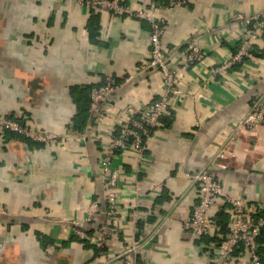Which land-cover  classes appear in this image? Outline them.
Instances as JSON below:
<instances>
[{"label":"crops","instance_id":"obj_1","mask_svg":"<svg viewBox=\"0 0 264 264\" xmlns=\"http://www.w3.org/2000/svg\"><path fill=\"white\" fill-rule=\"evenodd\" d=\"M121 1L166 22L164 47L180 93L142 158L129 147L115 159L124 171L125 213L86 222L91 202L104 206L101 155L128 118L124 108L163 91L162 71L146 67L153 23L84 0H0V114L58 134L44 143L0 131V264H210L232 214L220 196L210 212L215 235L186 227L200 198L193 174L202 168L264 214V124L242 123L264 95V52L255 46L245 62L214 71L239 48L237 13L264 14V0ZM193 44L202 53L186 68ZM129 74L105 115L92 117L91 89ZM224 147L230 153L220 156ZM75 221L89 239L74 233ZM104 224L114 232L99 247ZM260 243L264 262V230ZM227 264H250L248 252L237 248Z\"/></svg>","mask_w":264,"mask_h":264},{"label":"built area","instance_id":"obj_2","mask_svg":"<svg viewBox=\"0 0 264 264\" xmlns=\"http://www.w3.org/2000/svg\"><path fill=\"white\" fill-rule=\"evenodd\" d=\"M189 0H168L169 7L186 6ZM84 3L96 10H110L113 14L126 13L137 18L149 19L153 23L151 32V52L146 67H155L162 71L164 76L163 91L150 103L139 108L126 106L124 110L128 118L117 126L118 132L107 143L101 155V179L103 183V202L94 200L88 206L85 216L86 222H92L104 212L111 217H118L125 213L123 208L126 197L124 171L122 165L116 162V157L129 147L134 148L138 158H142L147 149L149 139L154 131L160 127L165 116L172 110L173 100L179 96L177 76L168 64L164 47V36L167 24L161 18H155L145 9L134 10L121 0H84ZM236 17L243 23V30L239 35L238 50L225 62L215 67V73L226 72L233 65L243 63L253 54L255 46L264 52V14L246 15L241 12ZM261 46H260V45ZM202 51L199 45L193 44L189 48L184 66L189 68L199 59ZM134 74L122 79L109 75L103 84L91 89L90 112L96 120L105 115V107L109 99L125 84L130 83ZM242 123L252 128L264 124V95L254 104L251 111L242 119ZM116 128V129H117ZM0 131H14L34 141L50 143L57 139L58 134L24 124L16 119L0 114ZM230 148H222L220 156H227ZM199 183L200 198L190 213L185 225L188 229L200 236L215 235L216 226L210 218V212L220 196L230 204L232 226L229 235L219 245L216 255L210 264H227L237 248L243 247L249 255L250 264H264L260 251V236L264 229V215L254 214L243 196H229L224 186L209 168H202L193 174ZM73 231L81 239L91 236L87 230L77 225L75 221ZM100 237L95 238L96 245L101 247L113 234L114 229L107 224L100 225Z\"/></svg>","mask_w":264,"mask_h":264},{"label":"trees","instance_id":"obj_3","mask_svg":"<svg viewBox=\"0 0 264 264\" xmlns=\"http://www.w3.org/2000/svg\"><path fill=\"white\" fill-rule=\"evenodd\" d=\"M167 3V5H168V0H166V2H165V4ZM263 52V51H262ZM253 53H256V51L254 50L253 51ZM258 100V99H257ZM257 100H255L254 102H256ZM85 112V109H83V111H82V113H84ZM12 118V117H11ZM165 118V117H164ZM13 119H16V118H13ZM17 120V119H16ZM19 121V120H18ZM21 122V121H20ZM23 123V122H22ZM8 132H10V133H12V134H15L17 137H21V138H27V137H25L24 135H22V134H19V133H17V132H14V131H8ZM260 214H263V212H261ZM258 215V214H257ZM264 215V214H263ZM220 222V221H219ZM220 225H222V227H223V225H224V223H219ZM224 228V227H223ZM224 230V229H223ZM264 230V229H263ZM263 232V231H262ZM221 233H223L224 235H223V238L225 239V237H226V235H225V233L224 232H222L221 231Z\"/></svg>","mask_w":264,"mask_h":264}]
</instances>
